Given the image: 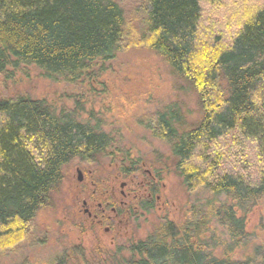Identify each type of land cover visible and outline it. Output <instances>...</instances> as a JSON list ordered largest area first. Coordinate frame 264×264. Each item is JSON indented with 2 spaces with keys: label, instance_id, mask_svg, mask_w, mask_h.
I'll list each match as a JSON object with an SVG mask.
<instances>
[{
  "label": "trees",
  "instance_id": "1",
  "mask_svg": "<svg viewBox=\"0 0 264 264\" xmlns=\"http://www.w3.org/2000/svg\"><path fill=\"white\" fill-rule=\"evenodd\" d=\"M118 1L0 0V74L33 66L81 90L121 51L158 55L194 92L199 113L186 125L170 107L155 113L148 128L198 206L180 227L161 224L132 247L135 258L118 264H264V246L240 260L230 255L246 237L244 217L264 213V5L224 38L202 25L200 0ZM239 140L251 149L253 177L246 165L224 166L219 147L235 150ZM110 145L72 112L56 115L44 101L22 96L0 99V251L31 235L64 166L93 162ZM200 196L211 199L201 204ZM218 227L231 244L220 256L212 252Z\"/></svg>",
  "mask_w": 264,
  "mask_h": 264
},
{
  "label": "rangeland",
  "instance_id": "2",
  "mask_svg": "<svg viewBox=\"0 0 264 264\" xmlns=\"http://www.w3.org/2000/svg\"><path fill=\"white\" fill-rule=\"evenodd\" d=\"M134 1L118 2L127 6ZM263 5L264 0H200L202 25L228 38ZM103 67L95 81L81 90L44 78L33 66L9 68L0 74V99L22 96L44 101L56 115L72 112L77 121L104 133L111 143L97 160L74 159L63 167L50 203L30 226L31 235L14 249L0 251V264L123 263L135 258L132 247L157 227L167 222L182 226L191 217V209L198 206L195 195L184 188L174 171L167 147L148 128L155 113L170 107L179 110L186 125L195 123L199 112L194 92L145 48L121 51ZM236 145L235 150L234 146L219 147L223 148L224 166L236 170L246 165L253 177L250 147L243 140ZM121 191L130 195L122 197ZM208 199L211 197L200 196L198 201L205 204ZM84 201L92 214L101 211L96 201L109 202L108 207L122 212L114 222L97 225L87 217ZM259 216L252 211L244 217L246 237L232 250L233 258L249 257L255 246H264V213L261 219ZM215 221L211 219L207 228ZM107 226H111L108 233ZM215 234L219 241L212 252L220 256L231 245L230 237L221 227Z\"/></svg>",
  "mask_w": 264,
  "mask_h": 264
},
{
  "label": "flooded vegetation",
  "instance_id": "3",
  "mask_svg": "<svg viewBox=\"0 0 264 264\" xmlns=\"http://www.w3.org/2000/svg\"><path fill=\"white\" fill-rule=\"evenodd\" d=\"M95 193H96V190H93L92 191V195H96ZM129 195H126L125 193H123L121 191V196L122 197H126V196H129ZM96 203H97L96 204L97 208H101V211H100V209L98 210V212H99L98 215H96L95 213L92 214V212L89 209H87L88 206H87V202L86 201L83 202V205H84V207H86L84 211L87 214V217L91 218L97 225L104 224L105 222H108V223L114 222V219L116 217H118V215L121 214V212H122V209L117 210V209H115L113 207H111V208L108 207L109 204H110L109 202H106V201L104 202L103 201L104 206H103L102 202L96 201ZM121 206H123V205H121ZM107 209L110 210L109 212L112 215H108L107 214V211H108ZM110 230H111V226L110 227L107 226L106 229H105V232L108 233V232H110Z\"/></svg>",
  "mask_w": 264,
  "mask_h": 264
},
{
  "label": "water",
  "instance_id": "4",
  "mask_svg": "<svg viewBox=\"0 0 264 264\" xmlns=\"http://www.w3.org/2000/svg\"><path fill=\"white\" fill-rule=\"evenodd\" d=\"M77 173H78V181H81L82 180L81 173L79 171H77Z\"/></svg>",
  "mask_w": 264,
  "mask_h": 264
}]
</instances>
